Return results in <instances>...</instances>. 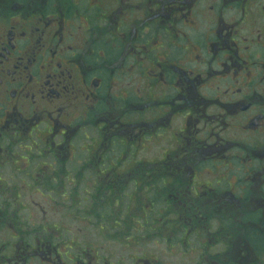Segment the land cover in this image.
Returning <instances> with one entry per match:
<instances>
[{
    "label": "flooded vegetation",
    "instance_id": "obj_1",
    "mask_svg": "<svg viewBox=\"0 0 264 264\" xmlns=\"http://www.w3.org/2000/svg\"><path fill=\"white\" fill-rule=\"evenodd\" d=\"M129 74L137 93L101 106ZM163 134L160 156L139 159ZM142 166L151 206L171 210L158 240L181 235L195 264H264V0H0V264H159L140 252L150 210L130 209L127 236L101 233L128 219L105 207ZM45 209H77L82 227ZM84 226L121 254L81 244Z\"/></svg>",
    "mask_w": 264,
    "mask_h": 264
},
{
    "label": "rangeland",
    "instance_id": "obj_2",
    "mask_svg": "<svg viewBox=\"0 0 264 264\" xmlns=\"http://www.w3.org/2000/svg\"><path fill=\"white\" fill-rule=\"evenodd\" d=\"M112 72L114 71H111L110 74H113ZM115 73L116 71L114 72V74ZM129 78H131V81L128 80ZM134 79L135 78L132 77V75L130 74L127 75V78L126 76H124L120 80L115 79L116 84L110 85L108 98L102 101L101 106L105 107V109L106 108L111 109V106H113L114 104H118V101L115 102V100H117L116 97L121 96L124 90H127L128 92H133V94L137 93V91L135 92V90H133L134 86L131 85V83L134 82ZM135 88H136V85H135ZM144 92L145 90L142 89L140 95L142 96ZM130 95H132V93ZM132 96L130 99H128L129 97L128 95L127 97H125V100L127 102L132 99L134 100V97ZM158 97L159 95L157 92L154 96V99L155 98L157 99ZM121 102L122 101H120V103ZM153 103H156V102H153ZM156 107L155 109H157ZM144 113L146 112H143V114ZM175 125H178V121L175 122ZM173 129L174 127H170L168 129L170 134H172V132L175 131ZM87 133L89 135V138L91 137L92 139H96L95 138V136H97L96 133H93L89 129L87 130ZM161 139L162 141L160 142ZM170 140L171 139L169 136H167V134L166 135L163 134L162 136L156 139H152L151 143H147V144H144V146H142V150L139 151V155H138L139 159L141 158L142 160H149V159H152V156H155V155L160 156L161 152H163L164 149H166L167 144L170 142ZM89 141L90 139H85L84 136L80 133L78 134V137L73 141V151H74L73 158L77 159L78 163H82L83 160H85V163H86L87 155H86L85 149L90 146L88 144ZM157 142H160L159 147H158ZM83 143L85 144L84 146H83ZM132 154L135 156V152L133 153V150L128 152V154H125V156L123 157L124 158L127 157V159H129V157H131ZM138 191H139L138 192L139 196L136 197V203L134 204V206L135 208L139 207L137 209H143L142 207L146 205V202H145L146 199L143 197V192H147V190H144V188H140V190ZM128 195L129 193L123 196L124 204L122 203L120 207H118L117 209H124V206H128V207L133 206V203L130 204V200L126 198V196ZM79 200H81V197L78 195L75 201L77 202ZM72 205H73V202H72ZM80 206H83V204H81ZM111 206H115V205H110L106 209H112ZM79 209L81 208L79 207ZM45 210L48 211L46 215L47 219L51 220L52 222H60L62 224H65L67 226V229H71L70 231L74 234L78 233L77 228L82 227L80 223L78 222L75 223L76 214L73 212L77 209H72L71 212H70V209H64L67 214H62V213L54 214L55 212L54 210H59L62 212V209H52V210L45 209ZM128 216L129 215H126L127 218H129ZM205 218L207 222H210V223L213 222L212 224H215V219H216L215 213L208 214L207 216H205ZM78 235L83 239L80 241V243L85 245L86 247L91 246L95 248H98V247L100 248L101 246H105V250H107L109 253L115 254L114 255L115 257L118 254H121L120 245H117L115 242H111V243H108V245H106V243L101 240V236L98 234V231L91 228V226H84L83 228H81V231ZM158 235H157L158 237L162 238L160 234ZM66 237H68V235H66ZM170 237L171 236H169V240H170ZM155 239H153L154 242H150V243H147L148 241L145 239L140 240V243H139L140 252H146L148 254L149 253L155 254V257L157 258V262L159 264H195L200 259L198 252L196 253V247L194 248L192 247V249H190L189 252H186L187 251L186 248L183 245L177 243L181 241V235L172 236L169 242L168 241L164 242L162 240H158V239L155 240ZM214 251H217V248H215ZM99 253L101 254V252Z\"/></svg>",
    "mask_w": 264,
    "mask_h": 264
},
{
    "label": "trees",
    "instance_id": "obj_3",
    "mask_svg": "<svg viewBox=\"0 0 264 264\" xmlns=\"http://www.w3.org/2000/svg\"><path fill=\"white\" fill-rule=\"evenodd\" d=\"M143 168L144 167L142 166V171H141L142 173L140 174V177H139L138 181H136V186H135L134 190L133 189H129L128 190L129 195L126 196V198H128V200H130V204L133 203L132 207L131 206H129V207L128 206H124V209H123L124 216L126 217V215H129L128 216L129 218L126 220V222H124L123 224H120L119 227L116 228V229H113V228L109 227L106 230H102L101 231L102 234L104 232V235H105V233H106V235H108V236H106V238L111 239L112 233L115 234L114 236H118V234H121V236L122 235L127 236L128 231H131L130 223L132 221L131 220V215H132L131 212L132 211L130 209L139 208V207L135 208L134 204L136 203V197L139 196V193H138L139 191L138 190H140V188H144V190H147V192H143V197L146 199V201H145L146 205L144 207H142L143 209H139V210H141L143 213L146 212V213H144L146 215H147V211L150 210V212H151L153 218L155 219L156 223H158L157 228H155L154 230H150V229L146 228L145 225L143 227H141V229L139 230V232L141 233L140 234V240H144L145 239V240L148 241L147 243H150L155 238L156 239H160L161 237H158L159 236L158 234H160L162 232L165 235V238H163V236L160 235V236H162V239L164 240V239L168 238V236L166 238V235L168 234V230L164 228L165 226L163 224L165 222H167V221L168 222L169 221H173L172 220V216L170 215V211L171 210L170 209H164V206H163L164 203L161 202L160 200H157V203H156L157 206L155 204H153L154 207L151 206L150 202H151L152 196H154L153 191H152L153 189H152L151 182H150L149 178L146 176L147 174H149V171H147L148 169L144 170ZM128 193L126 191L125 195L128 194ZM119 200H121V203L124 204L123 196H121V198ZM110 205H115V206H111L112 209H107V211L109 213L113 212L115 209L118 208L117 205H116V202L114 200L113 201L110 200V203L108 204V206L106 204L105 209L107 207H109ZM140 215H142V214H140ZM109 222H110V224L112 226L113 220H109ZM141 222H143V221H141ZM141 224L143 225V223H141ZM165 230H166V232H165ZM152 231L156 232V234L158 236L157 235H155L156 237L152 236L151 235ZM98 233H100V231H98Z\"/></svg>",
    "mask_w": 264,
    "mask_h": 264
}]
</instances>
